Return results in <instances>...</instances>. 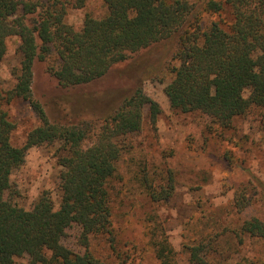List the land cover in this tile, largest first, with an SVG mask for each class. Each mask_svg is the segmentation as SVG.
<instances>
[{
    "label": "trees",
    "instance_id": "obj_1",
    "mask_svg": "<svg viewBox=\"0 0 264 264\" xmlns=\"http://www.w3.org/2000/svg\"><path fill=\"white\" fill-rule=\"evenodd\" d=\"M104 2L108 9L104 17L87 14L82 28L76 29L65 21L69 0H0V58L9 38L20 39L14 84L0 90V264H134L138 253L142 256L149 248L160 264H178L155 217L145 221L149 242L144 247L133 240L122 242L114 220V181L127 146L122 140L142 130L146 108L156 127L160 105L137 87L99 116L103 120L99 124L52 121L34 95L36 60L55 58L57 64L49 72L61 87L73 88L95 82L114 66L170 42L174 49L167 65L172 80L165 92L173 109L199 112L226 133L234 131L235 119L264 108V0ZM206 15H225L230 21L216 20L204 27ZM19 101L29 104L39 120L22 147L12 143L17 125L6 110ZM57 143L63 151L60 205L56 208L47 194L32 209L16 205L12 176L24 164L27 151ZM242 169L250 178L252 196L264 202V181ZM140 182L153 203L167 201L175 192L172 171L166 186L154 187L148 175ZM249 196L245 191L236 194L239 212L253 203ZM70 230L78 232L77 250L65 244ZM234 232L241 244L245 237L264 241V222L252 217ZM98 240L107 255L94 249ZM211 246L203 242L190 246L191 263H200L202 252Z\"/></svg>",
    "mask_w": 264,
    "mask_h": 264
},
{
    "label": "rangeland",
    "instance_id": "obj_2",
    "mask_svg": "<svg viewBox=\"0 0 264 264\" xmlns=\"http://www.w3.org/2000/svg\"><path fill=\"white\" fill-rule=\"evenodd\" d=\"M69 1L65 21L76 29L82 28L87 14L98 19L108 12L104 0ZM216 20L230 21V18L206 15L203 26L208 27ZM19 44L18 37L7 40V52L0 58V90H8L14 84V70L20 61ZM173 49L172 43H162L153 52L146 51L114 66L103 78L73 88L61 87L49 72V67L57 64L55 58L36 60L34 95L52 121L99 124L103 121L99 116L109 113L125 96L141 87L160 105L161 114L153 127L146 108L142 130L122 140L127 146L117 164L114 181L117 188L114 220L122 242L133 240L144 247L149 242L145 221L155 217L175 251L178 264H193L190 246L200 242L212 243L213 249L211 246L210 251L202 252L201 262L194 264H264V241L245 237L241 244L234 232L252 217L264 222V202L252 196L248 188L250 178L242 169H250L264 181V108L252 109L246 116L235 119L234 131L226 133L199 112L173 109L165 92L172 80L167 64ZM6 110L17 125L12 143L22 147L39 120L26 102H15ZM60 146L41 145L27 151L24 164L12 176L11 196L16 205L32 209L46 194L56 208L60 205L63 169ZM169 171L175 176V192L169 200L153 203L140 179L148 175L154 187L159 188L167 185ZM239 191L253 197L249 196L253 203L242 212L235 205ZM98 242L94 241V249L107 255ZM65 244L78 249L76 230L68 232ZM137 263L160 264L152 248L145 249L142 256L138 253L134 264Z\"/></svg>",
    "mask_w": 264,
    "mask_h": 264
}]
</instances>
